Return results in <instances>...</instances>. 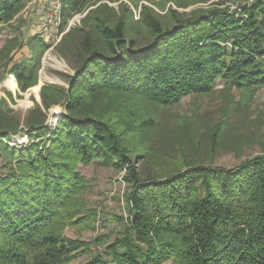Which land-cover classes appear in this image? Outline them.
I'll use <instances>...</instances> for the list:
<instances>
[{
  "label": "trees",
  "instance_id": "1",
  "mask_svg": "<svg viewBox=\"0 0 264 264\" xmlns=\"http://www.w3.org/2000/svg\"><path fill=\"white\" fill-rule=\"evenodd\" d=\"M28 1L0 0V30ZM99 1L61 0L55 52L72 74H60L66 86L43 85L41 103L34 100L24 117L9 103L12 93L1 96V84L13 75L18 93L38 88L39 98L50 44L35 35L19 63L11 52L24 44L10 40L0 51V264H264V154L216 166L207 157L218 148L184 144L182 131L191 128L195 139L200 121L177 129L162 120L184 99L213 94L218 82L264 87V0L235 10L222 0L190 12L166 3L187 9L202 2L149 0L164 14L143 6L139 20L127 5L117 12L102 4L68 30ZM55 107L63 115L54 124ZM224 126L205 125L216 142ZM20 134L28 145H14ZM172 139L180 142L173 147ZM96 161L126 171L131 188L128 218L111 244L64 234L89 189L79 167Z\"/></svg>",
  "mask_w": 264,
  "mask_h": 264
},
{
  "label": "rangeland",
  "instance_id": "2",
  "mask_svg": "<svg viewBox=\"0 0 264 264\" xmlns=\"http://www.w3.org/2000/svg\"><path fill=\"white\" fill-rule=\"evenodd\" d=\"M199 1L202 3L187 9H180L175 3L167 2L166 10L173 8L179 12H190L197 7H208L222 0ZM180 2L185 4L188 0H181ZM159 3H162V1L160 0ZM252 3L253 0H232L223 8L235 10L240 6ZM102 4H107L117 12H119L122 5H127L133 12L135 20H139L143 6H148L158 13L164 14L149 0H100L96 6L90 8L87 12L77 15L71 21L68 30L71 27H81V22L88 12ZM136 4L138 5L137 8ZM53 10L54 0H29L21 13L0 30V51L10 40H17L18 45L24 44L21 49L16 48L11 52V57L17 63L29 57L30 48L26 44L35 35L41 36L46 43L50 44L49 50L43 57L39 72L37 85L40 87L39 98L31 89L26 93H18V84L16 90L9 89L5 82L13 75L8 74L1 84L3 90L1 96L8 100L5 92L12 93L15 102L13 104L9 100V103L21 117H24L34 107V100L41 103L40 91L43 85L66 86L60 74H72L68 64L55 52V47L61 41L63 34L59 33L58 27V29L54 27L50 33H45L43 30V24ZM58 109L61 108L55 107L50 111L49 122H54L51 114ZM163 116V125H170V122L174 121L177 129L187 121L191 123L193 121L192 117L200 121L197 131L195 130L197 134L195 139L189 133L192 131L191 128L182 131L185 138L184 144L186 146L188 142L189 146L194 145L193 147L197 149V146L200 147V141H202L204 149L209 150V145L218 148L219 151L214 156L207 157V160L212 161L216 166L234 168L242 161L264 154V87L240 91L227 88L225 83L218 82L213 94L188 97L179 106L168 110ZM219 122H223L225 126L223 127V133L219 135L221 138L216 142L213 137L209 136L213 132H210L211 130L205 125L213 128ZM168 142L175 147L180 141L172 139ZM16 144L20 146L28 145L29 139L26 135L20 134L14 138V145ZM162 164H164L163 159H160L156 167ZM140 168L147 172V169L142 167L141 163ZM79 171L88 180L89 189L80 196L82 211L76 218L77 223L66 227L64 234L68 238L88 242L99 237H106L109 238L108 242L111 244L119 238L120 233L123 231V224L129 215L127 196L131 192V188L125 181L126 171L108 168L98 161L88 166H80ZM103 249L98 247L97 250L103 251ZM84 263H86V259L79 258L74 264Z\"/></svg>",
  "mask_w": 264,
  "mask_h": 264
},
{
  "label": "built area",
  "instance_id": "3",
  "mask_svg": "<svg viewBox=\"0 0 264 264\" xmlns=\"http://www.w3.org/2000/svg\"><path fill=\"white\" fill-rule=\"evenodd\" d=\"M61 9H62V4H61V0H54V10L51 14H49L46 18L45 23L43 24V30L45 33H50L52 31V29L55 28H59L60 24H61ZM57 28V29H58ZM54 113V112H53ZM61 115H63V110L62 109H58L57 111H55V115L54 117H60ZM52 116V114H51ZM51 123H56V121L54 120V122L50 121Z\"/></svg>",
  "mask_w": 264,
  "mask_h": 264
},
{
  "label": "bare ground",
  "instance_id": "4",
  "mask_svg": "<svg viewBox=\"0 0 264 264\" xmlns=\"http://www.w3.org/2000/svg\"><path fill=\"white\" fill-rule=\"evenodd\" d=\"M6 86L11 89V90H16L17 88V83H16V80L15 78L12 76V77H9V79L5 82ZM38 88H35L33 89L32 91H35L37 90ZM28 105V104H27Z\"/></svg>",
  "mask_w": 264,
  "mask_h": 264
},
{
  "label": "water",
  "instance_id": "5",
  "mask_svg": "<svg viewBox=\"0 0 264 264\" xmlns=\"http://www.w3.org/2000/svg\"><path fill=\"white\" fill-rule=\"evenodd\" d=\"M54 115H55V113L52 114V116H54Z\"/></svg>",
  "mask_w": 264,
  "mask_h": 264
},
{
  "label": "crops",
  "instance_id": "6",
  "mask_svg": "<svg viewBox=\"0 0 264 264\" xmlns=\"http://www.w3.org/2000/svg\"><path fill=\"white\" fill-rule=\"evenodd\" d=\"M50 5H51V3H50Z\"/></svg>",
  "mask_w": 264,
  "mask_h": 264
}]
</instances>
